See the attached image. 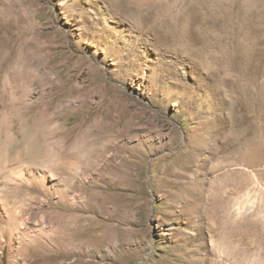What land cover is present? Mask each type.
Returning <instances> with one entry per match:
<instances>
[{"label": "rangeland", "instance_id": "obj_1", "mask_svg": "<svg viewBox=\"0 0 264 264\" xmlns=\"http://www.w3.org/2000/svg\"><path fill=\"white\" fill-rule=\"evenodd\" d=\"M0 264H264V0H0Z\"/></svg>", "mask_w": 264, "mask_h": 264}, {"label": "bare ground", "instance_id": "obj_2", "mask_svg": "<svg viewBox=\"0 0 264 264\" xmlns=\"http://www.w3.org/2000/svg\"><path fill=\"white\" fill-rule=\"evenodd\" d=\"M182 73H183V72H182ZM184 73H185V70H184ZM52 248H53V247H52ZM52 248H51V249H52Z\"/></svg>", "mask_w": 264, "mask_h": 264}]
</instances>
